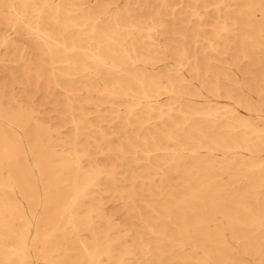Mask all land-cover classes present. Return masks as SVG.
Returning a JSON list of instances; mask_svg holds the SVG:
<instances>
[{
  "label": "bare ground",
  "instance_id": "obj_1",
  "mask_svg": "<svg viewBox=\"0 0 264 264\" xmlns=\"http://www.w3.org/2000/svg\"><path fill=\"white\" fill-rule=\"evenodd\" d=\"M175 2L0 0V264H264V0Z\"/></svg>",
  "mask_w": 264,
  "mask_h": 264
},
{
  "label": "rangeland",
  "instance_id": "obj_2",
  "mask_svg": "<svg viewBox=\"0 0 264 264\" xmlns=\"http://www.w3.org/2000/svg\"><path fill=\"white\" fill-rule=\"evenodd\" d=\"M95 0H75L76 3H84V4H92ZM176 1L174 4H173V7L171 8V11H170V14L168 17H166L167 19V22L169 24H172L174 21L173 19H171L173 16H177V13H178V9L180 7V3L181 1L183 0H174ZM117 2L119 4H122L124 2V0H117ZM227 2L229 3V7H232V8H241L243 10H245L247 12V17L248 18H252V14H254L253 12H251L249 9L245 8V7H241V4H242V0H227ZM217 14H221V20L223 21V23L225 24H228L230 22L229 20V16L227 15V13L223 12V11H217ZM214 14H212V12L210 10H204V9H200L199 10V14L198 16L201 17V18H206L208 19V17L212 16ZM205 19V20H206ZM209 21V20H208ZM176 23H179L180 21L176 20L175 21ZM179 27V26H178ZM153 31H155V28L153 27L152 28ZM155 34L157 35L158 39H160V36L159 34H157L155 32ZM253 45L257 46L258 47V51L257 52H254L253 54H251V57L253 59V62L256 63V62H263L264 61V42H255L253 43ZM3 52L0 50V55H2ZM219 58H220V61H223L227 66L228 68L231 70V72L234 74L235 78L238 80V81H242L244 80V78L240 75V73L231 65V61L229 59L228 56H226L224 59L222 58V55H219ZM4 75H2L0 73V79L3 78ZM247 78H250L249 76ZM200 92V94L205 98H209L210 96L208 94L205 93V91H202V90H198ZM12 94L15 95V96H25V97H28L30 100H31V109L34 111V114H36L37 116L43 118V120H46L47 117L49 116H56L58 114V111L55 110V112H50V106L44 102H42V98H41V93L35 91V89L31 88V89H28V90H24V91H21V90H17L16 87H13V91H12ZM252 96L254 97L255 95L252 94ZM255 98V97H254ZM240 112H242L241 109H239ZM5 175V173H4ZM32 261H34V264H37L34 256L32 255Z\"/></svg>",
  "mask_w": 264,
  "mask_h": 264
}]
</instances>
